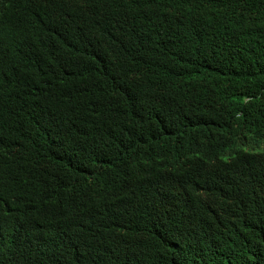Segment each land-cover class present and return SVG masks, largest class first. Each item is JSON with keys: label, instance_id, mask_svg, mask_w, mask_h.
Masks as SVG:
<instances>
[{"label": "trees", "instance_id": "1", "mask_svg": "<svg viewBox=\"0 0 264 264\" xmlns=\"http://www.w3.org/2000/svg\"><path fill=\"white\" fill-rule=\"evenodd\" d=\"M75 1L56 0L60 11L50 20L16 11L20 0H0V264H33L19 224L28 200L14 197L46 198L64 177L76 187L83 183V219L57 234L63 244L59 264H188L180 260L185 243L201 262L264 264V154L223 163L211 149L192 148L183 127L168 129L175 138L151 140L153 133L132 120L136 107L116 100L92 74L97 54L65 13L80 9ZM241 3L264 26V0L226 6ZM204 10L194 8L202 33L189 43L201 56L209 49L216 56V68L204 66L215 90L224 62L213 26L227 20ZM41 78L50 79L52 88L40 86ZM125 86L134 90L137 84L128 80ZM9 145L16 150L8 153ZM190 153L192 164L184 162ZM29 155L45 171L31 168L10 188Z\"/></svg>", "mask_w": 264, "mask_h": 264}, {"label": "clouds", "instance_id": "2", "mask_svg": "<svg viewBox=\"0 0 264 264\" xmlns=\"http://www.w3.org/2000/svg\"><path fill=\"white\" fill-rule=\"evenodd\" d=\"M188 1L76 0L80 9L65 13L70 25L76 30L81 27L97 54L95 61L100 63L92 74L97 73L105 88L117 96L116 100L136 107L140 114L134 113L132 120L141 121L153 133L151 140L175 138L168 129L183 127L193 139L192 148L201 153L211 149L214 158L223 163L244 154H264V26L242 3L230 8L226 3L231 0ZM195 6L207 8V14L226 15L225 23L213 26L220 37L216 45L220 46L224 62V78H220L221 86L215 89L218 92L204 72L206 63L209 70L216 68V56L210 49L205 56L190 49L192 36L197 31L202 33ZM21 9L47 14L50 20L60 11H55L56 0H20L16 11ZM128 80L136 82L134 90L125 86ZM63 81L66 86L74 84L68 77H63ZM36 82L40 86L48 83L52 88L48 78ZM43 93L46 95L45 90ZM200 132L207 134L199 135ZM15 150L12 145L6 148L8 153ZM184 162L192 164L194 154H186ZM31 168L45 171L29 155L25 169L14 178L10 188L27 177ZM55 183L57 188L46 198L31 193L14 197L15 202L23 197L28 200L19 224L33 264H59L63 244L57 234L83 219L78 190L83 183L76 187L67 177ZM91 192L95 195L93 189ZM131 242L140 251L137 242L132 238ZM180 260L210 264L201 262L187 243Z\"/></svg>", "mask_w": 264, "mask_h": 264}, {"label": "bare ground", "instance_id": "3", "mask_svg": "<svg viewBox=\"0 0 264 264\" xmlns=\"http://www.w3.org/2000/svg\"><path fill=\"white\" fill-rule=\"evenodd\" d=\"M217 38L220 39V37H217ZM263 137H264V136H263ZM262 147H263V146H262ZM258 148H259V147H258ZM260 148H261V146H260ZM260 148H259V149H260Z\"/></svg>", "mask_w": 264, "mask_h": 264}]
</instances>
